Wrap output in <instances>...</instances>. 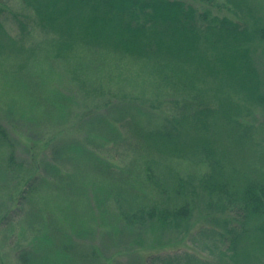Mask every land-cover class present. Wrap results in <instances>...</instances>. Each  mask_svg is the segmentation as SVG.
Segmentation results:
<instances>
[{
  "label": "trees",
  "instance_id": "obj_1",
  "mask_svg": "<svg viewBox=\"0 0 264 264\" xmlns=\"http://www.w3.org/2000/svg\"><path fill=\"white\" fill-rule=\"evenodd\" d=\"M23 1L36 12L43 30L58 35L53 42L58 53L74 54L78 48L99 45L121 55L123 52L143 55L149 59L143 65L149 75L158 74V78L175 86L187 82V88L205 91L202 93L207 95L210 84L218 87L220 77L233 76L242 87L254 93L257 103L264 108V89L259 84L257 70L248 61L251 70L236 76L240 68L238 60L228 61L226 68L220 71L218 64L213 65L208 60L206 47L201 49L199 43L203 33L206 42L216 43L214 47L230 39L247 41L252 37L248 28L228 17L213 14L209 8L199 12L186 0ZM5 14L6 6L0 3V53H25L23 65L30 56L27 52L37 48L26 47L7 32L3 22ZM256 35L264 40V25L257 28ZM9 47L13 49H7ZM21 65L14 75L13 97L22 93L20 97L32 105L47 106L49 110L56 111L57 118H67L72 114L68 115L71 96L61 88L50 86L49 79L35 81L31 75L19 77L23 69ZM200 68L204 69V78L199 77ZM170 71L177 75V80H172ZM206 76L213 79L203 81ZM196 79L200 84H196ZM190 81L194 85L189 87ZM218 93L220 90L215 95ZM165 103L166 108L159 110L156 109L157 102L153 101L149 102V107L137 100L122 102L114 99L101 113L97 111L102 109L97 107L95 115H90L84 124L86 133L92 130L90 136L97 133L100 137L95 148H101V152L106 153L102 147L122 140L126 145L135 146L136 156L137 152L145 156L143 162H133V167L129 168L114 166L107 157L98 156L94 151L84 153L85 157L81 158L80 151L82 147L86 148L83 142L78 137L77 144L74 139H61V136L52 152H47L50 144L47 145L44 139L31 140L26 136L24 144L31 153L29 164H26L15 158L17 144L10 137L7 126L0 121V158L7 159V173L17 178L14 183L15 188L20 187L17 203L35 202L37 205L31 203L29 215L42 220L41 227L30 228V235H33L31 243L18 250L20 264H110L104 259L105 247L94 241L90 247L86 237V233L94 237L98 235L96 230L100 224L97 223L96 210L105 219L118 220L125 227H139L142 231L147 228L170 229L189 220L193 206L186 197L187 193L184 194L187 192L184 178L178 182V175L172 170L170 162L174 159L205 154L212 162V169L201 182V187L210 194L220 192L222 187L226 189L225 183L220 184V167L213 163V141L205 137V143L198 142L190 136L196 124L200 131L206 133L209 120L216 116L218 108L213 109L202 100L182 105L177 102V106L175 102L171 105L164 101L160 107ZM20 141L22 139L17 138V142ZM41 149L44 154L40 155ZM70 161L71 168L63 165ZM79 166H90L89 169L99 177L89 178V171L78 174ZM245 178L244 184L228 178L231 191L225 208L232 215L226 216L232 218H226L221 229L224 231L219 232L224 242L229 243L227 249L234 255L239 253L241 238L249 229L246 224L251 221L259 223L256 228L259 238L254 247L258 251L264 247V177L253 180L246 172ZM84 185L93 187L97 200H91L89 209L82 190ZM148 189H156L159 195L148 204L136 202L139 196L143 200L149 199L144 195ZM101 192H105L114 204L110 205L107 197L102 198ZM13 211L11 209L10 213ZM37 223L32 222L33 225ZM19 235L25 237L26 232ZM149 264H203V260L188 254L183 261L166 257L155 258Z\"/></svg>",
  "mask_w": 264,
  "mask_h": 264
},
{
  "label": "rangeland",
  "instance_id": "obj_2",
  "mask_svg": "<svg viewBox=\"0 0 264 264\" xmlns=\"http://www.w3.org/2000/svg\"><path fill=\"white\" fill-rule=\"evenodd\" d=\"M186 2L195 6L199 12L209 8L213 14L228 17L251 31L252 37L247 41L230 39L217 45L218 47H214L216 43L206 42L203 33L199 44L203 50L206 47L208 60L213 65L218 64L220 71L226 68L228 61L238 60L240 65L236 74L238 76L242 71L251 70L248 61L257 70L259 84L261 89H264V40L256 35L257 28L264 25V0H186ZM0 3L6 6L3 22L7 32L26 47L37 48L33 49V52H27L30 56L23 65L21 64L25 60V53L20 55L13 54L12 51L0 53V121L7 126L10 137L17 144L15 158L18 161L29 164L30 148L24 144L27 136L31 140L44 139L47 145L50 144L47 152H52L55 149L54 145L62 138H70V141L74 139L77 143L78 137L86 146L80 151L81 158L85 157L84 153L94 151L98 156L107 157L114 166L129 168L133 167V162L135 164H138V161L143 162L145 156L140 152H137L136 156L135 146L126 145L122 140L118 141L117 145L111 143L107 147H102L106 153L101 152V148H95L97 143H100L98 134L90 136L92 130L86 133L83 128L89 121V116L95 115L97 107L102 109L97 111L101 113L105 105L109 107L114 99L122 102L137 100L149 107H151L149 102L153 101L157 102L156 109L159 110L166 108V103L160 107L164 101L171 105L175 102L177 106V102L182 105L186 104L185 102L194 103L202 100L204 104L219 110L216 116L209 120L210 129L208 128L206 133L200 131L195 123L196 126L191 130L190 136L198 142H204L205 137L213 141L215 149L213 163L220 167V184L225 183L226 189L222 187L220 192L210 194L201 187V182L212 169V162L205 154L174 159L170 162L172 170L178 175V182L184 178L185 190L187 188L184 194L187 193L186 197L188 196L187 199L191 207L193 206V214L189 220L180 222L179 227L147 228L146 231H142L139 227L129 225L125 227L118 220L105 219L100 211L96 210L100 228H97L98 235L95 237L86 233L90 247L93 241L104 246V259L110 264H116L117 260L119 261L117 264H149L155 258L166 257L183 261L188 254L194 258H201L203 264H264V247L262 251L254 247V242L259 238L256 231L259 224L257 221L246 224V228L249 229L245 237L241 238L242 245L237 255L227 249L229 243H225L224 238L219 235V232L224 231L221 229L226 218H232L226 216L231 214L225 208L228 193L231 191L228 187V178L244 184L246 172H249V177L253 180L264 177V108L257 103L254 93L242 87L233 76L220 77L218 87L210 84L208 95L202 93L205 91L198 92L193 87L187 88V82L175 86L158 78V74L149 75L144 70L143 65L149 61L146 56H137L129 52H123L124 55H121L99 45L78 48L74 54L58 53L53 46L58 35L43 30L36 12L23 0H0ZM202 53L201 50L200 54ZM19 65L23 68L19 77L31 75L35 81L49 79L50 86L61 88L65 94L71 96L68 115L72 114L67 118H57L54 113L56 111L49 110L47 106L32 105L20 97L22 93L13 97L15 93L12 83ZM203 70L202 68L198 70L201 78L204 75ZM171 75L173 81L177 80V75L173 72ZM212 79L206 76V79L202 80ZM195 82L200 84L197 79ZM192 85L194 83L190 81L189 87ZM216 89L220 90L217 95ZM11 98L16 101H12ZM15 102L16 105H13ZM186 134L188 139V133ZM17 138H21L22 141L17 142ZM42 149L39 151L40 155L44 154ZM0 163V264H20L17 252L31 243L33 235H30V228L41 227L42 220L29 215L31 203L35 202L17 203L20 189L14 185L17 178L7 173L8 162L5 157L0 158ZM63 165L71 168L72 163L70 161ZM89 168L90 166H79L78 174L89 171V178L92 176L94 179L98 178L99 175ZM185 177L188 179V185ZM82 190L87 200L86 208L89 209L91 200L97 201L94 198L93 187L84 185ZM144 195L149 199L143 200L139 196L136 202L144 201L148 204L159 193L156 189H148V193ZM100 196L107 197L110 205L114 204L105 192H101ZM11 209L14 211L10 213ZM37 221V224H32ZM23 232H26L25 237L19 235Z\"/></svg>",
  "mask_w": 264,
  "mask_h": 264
}]
</instances>
